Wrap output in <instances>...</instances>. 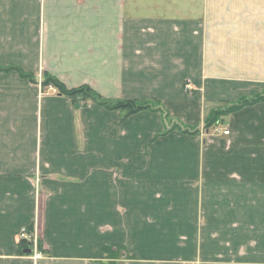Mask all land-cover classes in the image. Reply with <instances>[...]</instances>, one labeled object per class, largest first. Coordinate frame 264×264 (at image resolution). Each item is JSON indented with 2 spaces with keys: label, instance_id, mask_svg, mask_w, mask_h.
<instances>
[{
  "label": "crops",
  "instance_id": "obj_1",
  "mask_svg": "<svg viewBox=\"0 0 264 264\" xmlns=\"http://www.w3.org/2000/svg\"><path fill=\"white\" fill-rule=\"evenodd\" d=\"M0 69V264H264V101L204 142L21 75L192 129L264 91V0H0Z\"/></svg>",
  "mask_w": 264,
  "mask_h": 264
},
{
  "label": "trees",
  "instance_id": "obj_2",
  "mask_svg": "<svg viewBox=\"0 0 264 264\" xmlns=\"http://www.w3.org/2000/svg\"><path fill=\"white\" fill-rule=\"evenodd\" d=\"M1 71V69H0ZM22 76H25L27 78H30L33 80L32 75H27L21 72ZM44 86H54L57 90V92L60 95H64L71 99L74 106L78 108L80 105H86L88 102L96 103L100 106H103L104 108L108 110H117L124 112L126 115H134L136 113H139L144 110H153V111H160L165 119H167V115H164V112L161 111L159 108H155L152 105H150L148 102L145 101H139L135 99H118V100H107L103 98L99 93H97L94 89H92L88 85H84L78 88H67L62 82H60L58 79L50 76L45 75V79L43 81ZM264 101V96H258L252 99L249 98H242L236 105L229 106L225 111H217L214 113V115L211 118H214V121L216 120V115H222V114H228L230 112L236 111L240 108H243L245 106L254 104L256 102ZM217 121V120H216ZM176 129H179L183 131L184 133H199V130H191V129H185L184 127L175 124L174 126ZM109 254L115 255V253L112 251V249H103Z\"/></svg>",
  "mask_w": 264,
  "mask_h": 264
},
{
  "label": "rangeland",
  "instance_id": "obj_3",
  "mask_svg": "<svg viewBox=\"0 0 264 264\" xmlns=\"http://www.w3.org/2000/svg\"><path fill=\"white\" fill-rule=\"evenodd\" d=\"M13 69V68H12ZM1 72V71H0ZM27 75H29V74H27ZM45 75H47V74H44V73H38V75H36V78L35 79H33L32 81H34V82H38L37 83V85L39 86V88H40V91H41V89H43V88H47V87H49V88H47L48 90H45V92H47V93H53V92H56V88L54 87V86H51V85H49V86H44L43 85V81H44V79H45ZM51 76V75H50ZM36 79H38V80H36ZM258 96H264V91H261V92H259V94H258ZM257 96V97H258ZM244 98H249V99H252V98H254V97H244ZM108 100V99H107ZM159 100H156V99H154L153 100V105H156V106H160V104H159V102H158ZM91 103L92 102H88L86 105H80L77 109L78 110H82V109H84V108H88L90 105H91ZM240 103V102H239ZM232 104H230V105H224V106H222L220 109H218V110H216V111H212V113H210V111L209 110H207V112L205 113V116H204V124L203 123H201L200 125H198V126H194L192 129L193 130H196V129H200V127H202V129H203V132L202 133H186V134H193V135H198V134H200L201 136H202V138L204 139L203 141L205 142L207 139L209 140V138L210 137H213L214 135H218V134H223V135H225L224 133L226 132V131H228V130H221V128H223V127H218L217 129H214L215 127V124H216V120H219L221 117H223V116H225L226 114H222V115H216V120L214 121V118H211L213 115H214V113H216L217 111H225L229 106H231ZM76 107V106H75ZM159 109H161V107H158ZM209 114V115H208ZM164 115H165V113H164ZM129 116L128 115H123V117H122V120L124 121V120H126L127 118H128ZM162 120H163V126H164V128H165V130H167L168 132H170V131H172L173 129L174 130H176V128L173 126L174 124H179V123H177V120H174V119H170V118H167V119H165L164 117L162 118ZM218 123V122H217ZM183 126V125H182ZM184 127V126H183ZM213 127V128H212ZM185 129H188V128H186V127H184ZM211 128H212V130H211ZM191 129V130H192ZM165 130L163 131V133H158V134H156V135H154V137L151 139V141H150V144L152 143V142H154L155 140H157L158 138H161V137H164V136H166V135H168V134H170V133H167V131L165 132ZM189 130V129H188ZM180 132H182L181 134H184L183 133V131H180ZM227 136V135H226ZM259 232H261V231H256V234L258 235V233ZM256 242L258 243V240H256ZM256 247V249H255V252H256V254L258 253V251H259V249L258 248H262L263 250H264V245L263 246H255ZM237 248V247H236ZM112 249V251L115 253V255H112V257L114 256V258H116V259H118V258H120L121 260H126V259H130V258H132V257H130L131 255H130V253H129V251L127 250V249H125V247H120V246H114L113 248H111ZM226 249V248H225ZM238 250L237 251H244V246H238V248H237ZM249 251H250V249H249ZM252 252H254V250H252ZM196 264V263H195Z\"/></svg>",
  "mask_w": 264,
  "mask_h": 264
},
{
  "label": "built area",
  "instance_id": "obj_4",
  "mask_svg": "<svg viewBox=\"0 0 264 264\" xmlns=\"http://www.w3.org/2000/svg\"><path fill=\"white\" fill-rule=\"evenodd\" d=\"M224 134L229 135L230 132L226 131ZM21 236L30 243L34 259L39 258L41 253H39V237L37 231L34 230L33 232L29 233L26 229H23Z\"/></svg>",
  "mask_w": 264,
  "mask_h": 264
},
{
  "label": "water",
  "instance_id": "obj_5",
  "mask_svg": "<svg viewBox=\"0 0 264 264\" xmlns=\"http://www.w3.org/2000/svg\"><path fill=\"white\" fill-rule=\"evenodd\" d=\"M26 252H27V253H30V252H31V250H30V249H28Z\"/></svg>",
  "mask_w": 264,
  "mask_h": 264
}]
</instances>
